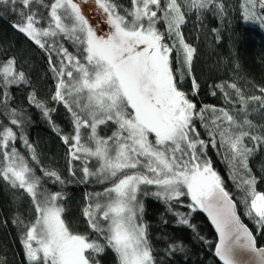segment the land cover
Segmentation results:
<instances>
[{"label": "snow or ice", "instance_id": "6c2138e0", "mask_svg": "<svg viewBox=\"0 0 264 264\" xmlns=\"http://www.w3.org/2000/svg\"><path fill=\"white\" fill-rule=\"evenodd\" d=\"M81 2L88 0H51L49 5H42V0H0L2 5L11 4L19 16L14 28L41 49L61 56L59 66L52 63L51 56L49 61L58 79L52 99L67 108L74 122V135L63 137L64 143L69 144L71 159L84 160L82 182L95 178L99 184L110 185L90 197L93 202L82 213L98 238L74 234L62 218L64 209L58 203L62 193L43 187L44 176L53 178L54 183L64 181L55 171L36 175V168L14 143L10 145L17 140L16 133L11 127L0 126V177L13 188L24 190L35 215L27 224L14 221L23 229L22 243L29 264H99L96 257L106 248L115 253L117 264H155L146 226L138 223L144 210L138 200L141 185L156 186L152 194L166 202L190 197L189 208L206 212L219 234L215 255L222 264H264V247H257L252 231L241 222L236 204L203 151L206 143L199 139L193 123L199 114L196 104L178 87L184 69L191 76L196 51L181 31L185 10H207L214 0H164L163 6L162 0H130V9L119 8L114 0H93L110 26L105 35H97L81 11ZM33 4L46 7L47 13H38ZM257 4L260 26L264 27V0H245L242 19L255 21ZM217 7L223 10L222 4ZM160 22L166 25V31L157 27ZM56 37L81 46L82 60L62 45L57 46ZM166 38L173 43H165ZM174 62L179 65L175 71ZM21 82H27L26 76L17 70L14 57L0 64V88L5 90V97L9 85ZM228 86L236 89L242 105L252 100L264 107V95L246 98L234 83ZM192 87L196 94L199 85L194 77ZM30 100L48 115V109L36 101L34 94ZM209 107L220 113L213 123L219 130L221 146H227L232 162L250 172L247 162L252 149L244 139L264 142V135L235 131L243 125L228 110L205 106ZM18 123L11 120L13 125ZM243 123L251 127L250 121ZM101 125L113 127L112 134L100 136ZM81 129L90 130L84 142ZM209 135L215 147L216 133ZM24 143L32 152L31 160L38 164L35 150L26 139ZM89 159L96 160L95 171L87 166ZM238 186H246V214L264 229V193L255 190L254 178H242ZM180 222L188 224L185 218Z\"/></svg>", "mask_w": 264, "mask_h": 264}, {"label": "trees", "instance_id": "16d2710c", "mask_svg": "<svg viewBox=\"0 0 264 264\" xmlns=\"http://www.w3.org/2000/svg\"><path fill=\"white\" fill-rule=\"evenodd\" d=\"M50 3L51 0H42V5ZM114 3L121 9L131 7L130 0H114ZM163 3L164 0L162 6ZM221 4L222 11L217 7ZM244 4L245 0H214V4L207 10H185L186 22L181 31L189 45L199 47L201 55H197L192 63L191 76L186 69L183 70L184 76L178 87L196 104V112L199 114L194 116L193 123L199 133V139L206 143L203 149L206 158L211 160L213 169L220 175L225 190L236 204L239 217L252 231L257 245L264 246V229L260 228L253 217L246 214V186H238L242 178H254L255 190L264 193V142L252 141L245 137V145L252 149L247 162L250 172L242 169L238 162H232L227 146H221L219 142V130L213 123L220 115L219 111L214 113L210 107L205 108L214 106L216 109L228 110L236 121L243 125L242 128L235 129L237 132L264 135V107L260 102L252 100L246 106L242 105L236 89L228 86L234 83L246 98L264 95L261 92L264 88V27L260 26L258 4L255 21L242 19ZM80 6L89 23L97 30V35H105L110 31L102 11L93 0L81 2ZM33 9L43 14L48 11L40 4H33ZM158 15L161 13L158 12ZM18 20L19 16L12 11L11 4H0V64L14 57L17 70L25 73L27 81L9 85L6 89L7 97L3 95L5 90L0 88V126L11 127L16 133L17 140L10 142V145L14 143L18 152L36 168V175L43 176V172L55 171L64 181L63 184L54 183L53 178L44 176L43 187L62 193V199L58 203L64 209L62 218L69 230L74 234H84L91 239H97L82 213L83 209L93 202L90 197L95 193H102L104 188L110 185L99 184L95 178L82 182L84 160L71 159L69 144H65L63 140L65 136L74 135L72 114L61 102L52 99L58 79L51 70L49 56L57 66L61 56L55 51H48L47 48L41 49L14 28L13 24ZM41 26H44L43 22ZM157 27L162 32L166 31L163 22L158 23ZM53 39L57 41V46L62 45L82 60L79 51L81 46L61 37ZM165 43L171 45L173 41L166 38ZM48 44L52 45L51 39ZM175 55L174 52L173 56ZM234 60L240 61V64L236 75L232 76L229 67ZM178 66L177 62L173 63L174 71ZM219 66L221 67L218 69ZM177 76L179 78L178 73ZM192 77L199 85L196 94H193ZM216 85H223V88ZM33 94L36 101L43 103L48 109L47 116L44 109L37 107L36 103L30 100ZM12 119L18 120L19 123L11 124ZM245 120L251 122V127L243 123ZM217 123L221 127L225 126L221 121ZM113 130L111 126L101 125L98 133L107 137ZM89 131L81 129L82 142L86 140ZM210 132L216 133L215 147L211 144L213 137L209 135ZM24 139L35 150L38 164L31 160L32 152L25 145ZM87 166L95 171L98 165L95 159H89ZM156 191L154 185H141L138 193V200L144 209L142 217H138V223L146 226L155 264H220L215 255V234L200 209L193 210L188 207L191 203L190 197L182 196L179 201L166 202L152 194ZM34 218L31 198L23 189L13 188L8 181L0 177L1 263L29 264L22 243L23 229L14 221L22 220L27 224ZM182 218L187 219L188 224L181 223ZM101 242L103 243L102 238ZM96 259L99 264H117L115 253L110 248H106Z\"/></svg>", "mask_w": 264, "mask_h": 264}, {"label": "rangeland", "instance_id": "374dc122", "mask_svg": "<svg viewBox=\"0 0 264 264\" xmlns=\"http://www.w3.org/2000/svg\"><path fill=\"white\" fill-rule=\"evenodd\" d=\"M192 47H194L195 49H196V51H195V54H194V57H193V61H192V63L194 62V59H195V57H197V55H201L200 54V49H198L199 47L196 45V46H192ZM239 64H240V61H238V60H234L233 62H232V64H230V74L233 76V75H236V73H237V69H238V67H239ZM221 66H219V67H217L218 69L220 68ZM217 68H215V70H217ZM199 69V67H197V70ZM225 70H227V69H225ZM193 72L195 73V71L193 70ZM226 72H229L228 70L226 71ZM198 73V72H197ZM196 73V74H197Z\"/></svg>", "mask_w": 264, "mask_h": 264}, {"label": "water", "instance_id": "95a60500", "mask_svg": "<svg viewBox=\"0 0 264 264\" xmlns=\"http://www.w3.org/2000/svg\"><path fill=\"white\" fill-rule=\"evenodd\" d=\"M234 202V201H233ZM236 211H237V209H236ZM200 212L202 213V215L205 217V219L207 220V222H208V224L210 225V227L212 228V230H213V232H214V234H215V237H216V244L218 243V237H219V234H218V232L216 231V228H215V225L214 224H212V221H211V219L208 217V214L206 213V212H204L202 209H200ZM237 215H238V213H237ZM239 216V215H238ZM241 219V218H240ZM241 222L243 223V221L241 220ZM244 224V223H243ZM245 225V224H244ZM216 244H215V246H216ZM257 247L259 248V247H264V246H258L257 245ZM217 257V256H216ZM217 260H218V262L220 263V264H222V262L219 260V258L217 257ZM0 264H3V263H1L0 262Z\"/></svg>", "mask_w": 264, "mask_h": 264}]
</instances>
